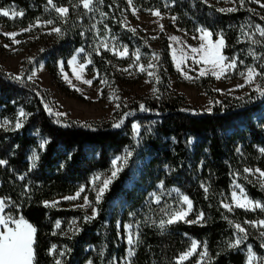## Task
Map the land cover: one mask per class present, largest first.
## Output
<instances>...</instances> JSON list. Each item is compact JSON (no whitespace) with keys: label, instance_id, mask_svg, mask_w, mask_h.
I'll use <instances>...</instances> for the list:
<instances>
[{"label":"trees","instance_id":"obj_1","mask_svg":"<svg viewBox=\"0 0 264 264\" xmlns=\"http://www.w3.org/2000/svg\"><path fill=\"white\" fill-rule=\"evenodd\" d=\"M53 3L69 9L66 18H60L48 0H0V8L15 5L23 13L14 19L0 15V23L14 29L46 19L59 27L62 35H53L41 58L51 76L73 97L82 98L63 86L57 63L66 61L77 48L92 54L93 66L110 82L117 77V59L100 49L101 41L149 54L148 38L125 22L126 17L133 18L132 8L172 14L177 26L189 32L205 28L214 37L220 34L223 52L237 54L240 69L251 66L264 73V48L252 49L246 36L250 23L264 28V17L247 0L233 12L218 11L210 0H94L92 11L80 0ZM158 39L166 38L161 33ZM160 55L171 66L165 41ZM257 79L264 87V78ZM49 103L48 94L37 83L25 75L18 81L0 65V160L5 161L0 164V196L8 198L11 207L36 229L33 264H56L57 259L61 264H118L125 256L123 227L130 216L137 226L132 264H176L192 240L207 248L202 264H245L247 244L258 256L264 254L255 235L229 247L238 239L235 223L263 218L264 211H228L222 206L235 174L247 195L264 206V190L243 176L245 167L264 170V96L255 89L239 97L226 96L209 111L192 108L181 94L162 91L131 101L111 120L89 122L51 115L45 108ZM21 110L27 117L16 129ZM121 120L120 127L114 128ZM134 122L139 126L137 138ZM124 151L132 155L99 203L88 192L97 210L93 219L85 220L81 209L44 206L81 185L88 186L93 173L108 170L112 159ZM158 182L189 198L192 211L187 220L196 221L200 213L203 218L197 223L180 221L159 227L161 220H167L166 213L177 209L178 201L173 196L148 201V193ZM71 218L78 220L77 230L61 234L56 223ZM193 263V259L183 262Z\"/></svg>","mask_w":264,"mask_h":264},{"label":"rangeland","instance_id":"obj_2","mask_svg":"<svg viewBox=\"0 0 264 264\" xmlns=\"http://www.w3.org/2000/svg\"><path fill=\"white\" fill-rule=\"evenodd\" d=\"M210 1H213L220 9L235 8L236 5L240 3L239 0ZM247 4L250 8L254 9L258 14L264 17V7H261V4H264V0H259V3H257L256 0H247ZM0 9L22 12L15 5L6 6ZM153 11L158 10H151L142 13L132 8L131 13H135L133 14V18L126 17L125 19L129 28L142 31L148 38L146 40L147 47L150 49L149 54L142 52L137 47L132 50L125 45L116 47L113 44H110L107 40H103L99 44L100 49L108 50L109 53L117 59V62H115L117 77L113 81L110 82L109 80H106L104 76L98 73L97 69L92 64V54L83 47L77 48L66 61H63L62 59L58 61L59 80L62 81L64 87L70 89L71 91L73 90L82 98L73 97L67 94V91H64V88L60 86L59 82L51 76L48 69L44 65V60L41 58L43 50L48 47L50 39H53V35L56 33L52 31V29L59 28L53 23L47 24L46 21L49 20L38 19L25 27H18L14 29H8L0 23V65L12 76H20V78H22V76L25 75L26 79L37 83L42 89H44L50 98L48 108H51L53 112L64 114L56 117L73 119L80 122L111 120L131 101L143 96L155 95L162 91L165 93L181 94L186 98L187 103L192 108L197 109L198 111H209V109L219 103L224 97H239L259 86L257 77L252 84H246L245 76L241 75V73L246 74L247 69L251 66L243 70L240 69L238 67L239 61L237 54L227 55L223 52V49L222 54L225 57H228L229 59L235 58L237 60L236 68L228 71L220 79H217L210 71L208 74L200 76L199 73L201 69H207L210 68V66L204 64L202 61L200 63H196L195 60H199L200 57L198 54H193L191 52V48L199 47L202 41L199 39L201 33L198 30L205 28H199L194 32H189L177 26L175 19H173L175 18L174 15L158 11L160 15L156 16L152 14ZM18 17L20 16H16L15 18ZM8 18L14 19L10 16ZM257 25L258 24L250 23L246 31L249 44L254 50L264 48V37H261L256 31ZM30 26V31H23V29H27ZM205 30L209 31L208 29ZM5 33H17L18 35L15 36V40L19 41V43H13L12 38L5 35ZM161 33L166 39H158ZM171 37H175L176 40L170 39ZM221 37L222 36L218 34L215 37L212 36L210 39L215 41ZM253 40L259 41V43H253ZM162 41L167 43L171 66L161 59L160 46ZM102 43L106 44L107 47H103ZM5 45H7V47H5ZM125 48L127 49V53L121 55V53H124ZM96 53L99 52L97 51ZM154 54H158V60L154 59ZM137 55L139 56L138 60ZM73 57L76 58L74 63L72 62ZM88 61H91V63H88ZM150 62L155 65V67L149 68L148 65ZM80 64L85 65L82 71V79L91 80V85L82 83L81 80H77L75 78L73 68H77V70H79L78 66ZM141 65L144 66L146 69L145 71H140ZM149 72L154 73V75L150 76ZM185 74L191 79H186ZM65 76H67L68 80H65ZM29 77H31V79H29ZM69 80L71 81V85H74L75 87L70 86L68 83ZM238 85H243V87H237ZM154 88L156 89L155 92H153ZM77 89H79V91ZM132 125L137 126L135 129L133 127L137 138L139 134V126L136 122ZM127 152L128 151H124L122 154L115 156L112 161L117 157H124ZM112 161L108 170L92 174L88 186L81 185L75 192L58 197L49 201V203L58 202L56 204H61L65 208L81 209L85 212L84 219L85 217H92L93 208H95V206L90 201L88 192L92 191L96 199L97 190L102 184L103 179L111 176L113 171ZM118 163L123 164V161H118ZM245 168L252 170V172L246 173L244 171ZM245 168L243 169V176L246 179L255 182L264 190V187L261 186L264 184V177H261L259 172L256 171L257 169L261 171L264 170L258 167ZM97 176L101 179L96 180L93 183V178ZM238 177V174L234 175L230 185L231 190L229 198L224 200L223 203L233 205L232 208H239L235 207L233 204L232 192L236 191L239 196L240 189H243V194L246 195L248 199L253 202H259L262 205L259 200L252 199L247 195L242 184L238 181ZM236 184H238L240 188H236ZM81 188H84V191L80 193V198L77 200L64 199V197L75 195ZM85 196L88 197V205L84 204L83 197ZM170 196H173V198L178 201L177 209H187L188 206L182 201V197L186 195L182 194L174 187L165 188L161 182H158L155 185V188L148 193L147 200L150 202H159L162 197ZM0 200H5L7 202V207L5 209L6 214L11 215L14 218L22 217L21 214L17 213L14 208L11 207L8 198L0 196ZM81 205L84 206L81 207ZM241 209L246 210L244 208ZM257 209L261 208H255L254 210ZM248 210H252L251 205ZM190 214L191 212L186 218H188ZM260 220H264V217L247 221ZM59 224V227H55L57 230L61 231V234L64 235L76 231L79 226V222L76 218H71L67 221H59ZM236 224L239 223H235V225ZM240 225L246 229V233L238 232L236 229L238 239L244 237L245 235H255L259 238L261 244H264V236H261V232H264V227H253L251 224L245 222ZM125 226L129 227L126 228ZM136 227L137 226L133 221V216H130L123 227V236L126 243L125 256L119 260L118 264H132L133 255L129 257L128 253L130 249L132 251L134 250ZM130 235L134 240V244L132 245H129L128 243ZM193 241L196 240H192L191 244ZM191 244L186 251L190 249ZM197 244V253L202 252L204 248L198 242ZM249 248L252 249L250 244H247L244 247L245 264H264V254L262 256H258L253 249L252 252L255 256L253 260L249 262ZM52 252H54L53 249ZM190 259L194 260L193 264H197L199 256L194 255ZM85 264L91 263L90 261H87Z\"/></svg>","mask_w":264,"mask_h":264},{"label":"snow or ice","instance_id":"obj_3","mask_svg":"<svg viewBox=\"0 0 264 264\" xmlns=\"http://www.w3.org/2000/svg\"><path fill=\"white\" fill-rule=\"evenodd\" d=\"M131 2V0H129ZM240 6L242 7L244 4V0H239ZM257 3H259V0H256ZM80 3L82 6L87 9L88 11H92V5L94 3V0H80ZM48 4L59 14L60 18H66L69 12V9L66 7H58L53 3V0H48ZM261 7H264V4H261ZM218 11H228L233 12L236 11L235 8H228V9H218ZM135 14V13H133ZM153 15H160L158 11H153ZM0 15L5 17H11L15 18L16 16H23L22 12H16V11H10L6 9H0ZM175 19V18H173ZM47 24H52L53 21L49 20L46 21ZM31 26L27 29H23V31H30ZM133 32H135V29H131ZM52 31L56 32L57 34H61V30L59 28H53ZM201 35L199 39L202 41L199 45V47H192L191 52L193 54H198L200 59L195 60L196 63H200L201 61L209 65L210 68H202L199 75L203 76L208 74L210 71L212 75H214L217 79L222 78L228 71L233 70L236 68L237 60L235 58L229 59L228 57H225L222 54V49L224 48V40L221 37L220 39H217L213 41L210 39L213 36V33L205 30L200 29ZM256 31L259 33L261 37H264V28H262L260 25L256 26ZM5 35H8L12 38L13 43H19V41L15 40V36L18 35L17 33H5ZM170 39L176 40L175 37H171ZM253 43H259V41L253 40ZM103 47H107L106 44L102 43ZM7 47V45H5ZM127 53V49L125 48L124 53H121V55H124ZM186 58V57H184ZM139 59V56L137 55V60ZM154 59H159L158 54H154ZM76 58L73 57V63L75 62ZM88 63H91V61H88ZM240 63H243L240 61ZM79 70L77 68H73V74L75 75V78L77 80H81L82 83L91 85V80H83L82 79V71L85 67L84 64H80ZM149 68L155 67L151 62L148 65ZM143 65L140 66V71H145ZM150 76H153L154 73L149 72ZM241 75L245 76V83L246 84H252L256 77H262L264 78V73L257 72L255 68H248L247 73H241ZM16 80H20V76L14 77ZM186 79H191L185 74ZM31 79V77H29ZM65 80H68L67 76H65ZM68 83L70 86L75 87L74 85H71V81L69 80ZM237 87H243V85H238ZM79 91V89H77ZM156 89H153V92H155ZM256 92H258L260 95L264 96V87L257 86L255 89ZM46 111L49 112L51 115L55 116H62L63 113L53 112L51 108H48L47 105L45 106ZM141 110H144V105H140ZM210 110V109H209ZM125 115H128L127 113ZM27 114L21 110L19 113V117L17 119V123L15 125L16 129H19L23 126V119H26ZM123 123V120L120 121V123H114L113 127L118 128L120 127V124ZM134 129L137 127L136 125H133ZM41 147H43V144H41ZM264 151V150H262ZM132 155L131 152H127L124 157H117L112 161L113 165V171L111 173V176L103 179L102 184L97 190L96 193V201L99 203L100 199L103 197L104 193L109 189V186L111 185L112 181L118 176L119 172L123 170V164H126L127 158ZM33 167H35V159L36 157L33 156ZM118 161H123V164L118 163ZM5 161L0 160V164H4ZM244 171L246 173H251L252 170L245 168ZM259 172V175L261 177H264V171H261L259 169L256 170ZM101 178L99 176L93 178V183L96 180H100ZM264 187V184L261 185ZM236 188H240L238 184L235 185ZM84 191V188H81L80 191H78L73 196L64 197L65 200H77L80 198V193ZM242 197V198H241ZM84 204L88 205L89 200L88 197H83ZM182 201L184 204H186L188 207L187 209L184 208H178L174 212L166 213L168 215L167 220H161L159 227L164 228L165 225H171L180 221H183L185 223H197L199 220L203 218V213H200V215L197 217L196 221H190L187 220L186 217L189 215V213L192 211V202L189 200L187 196L182 197ZM232 201L235 207L244 208L246 210L249 209V206H252V210L255 208H261L262 211H264V206H262L259 202H253L252 200L248 199L246 195L243 194V189H240V195L238 196L236 191L232 192ZM56 203L58 202H44L45 207H55ZM84 205H81L83 207ZM222 206L226 208L228 211H232L233 205L223 203ZM7 207V202L5 200H0V264H33L35 260V252H34V243H35V233L36 229L28 223L23 217L14 218L11 215L6 214L5 209ZM164 211V209H162ZM97 214V210L93 208V215L92 217H85V220L93 219ZM245 223L251 224L253 227H264V220L260 221H245ZM59 221L57 222L56 227H59ZM128 228L129 226H125ZM235 228L238 230V232L246 233V229L243 228L240 224H236ZM261 236H264V232H261ZM243 239H246V235L244 237H241L240 239H237L235 244L229 245V247H235L236 245L242 243ZM129 245L134 244V240L132 236L130 235L128 238ZM264 247V244L261 245ZM55 247V246H53ZM198 244L196 241H193L191 244V247L188 251L180 254L177 257L176 264H183L184 261L189 260L194 255H198L199 259L197 260V264H202V262L207 258V248L204 247V250L202 252L197 253ZM51 254V250H50ZM64 253L61 252L60 255L62 256ZM133 251L130 249L128 256L131 257L133 255ZM255 254L252 252V249L249 248L248 250V260L251 262L254 258ZM56 264H61V261L59 259L56 260Z\"/></svg>","mask_w":264,"mask_h":264}]
</instances>
